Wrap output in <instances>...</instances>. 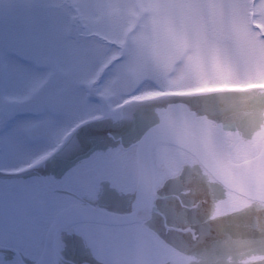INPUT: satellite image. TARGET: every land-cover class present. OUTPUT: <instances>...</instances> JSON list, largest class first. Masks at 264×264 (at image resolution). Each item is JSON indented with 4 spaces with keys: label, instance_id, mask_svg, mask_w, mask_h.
<instances>
[{
    "label": "flooded vegetation",
    "instance_id": "1",
    "mask_svg": "<svg viewBox=\"0 0 264 264\" xmlns=\"http://www.w3.org/2000/svg\"><path fill=\"white\" fill-rule=\"evenodd\" d=\"M256 3L250 2L248 28L264 41ZM238 16L240 21L235 19ZM247 18L241 13L230 22L241 34ZM206 30L214 31L213 21L208 20ZM249 89L239 92L245 96L242 99L239 93L228 92L225 96L234 99L226 102L211 93L171 96L189 97L193 109L220 111L264 94V86ZM143 101L112 109L103 102L102 113L66 130L54 123L40 128L38 121L15 129L14 118L0 122V146L13 132L32 146L26 155L29 161L20 169L0 166V264L35 263L54 217L67 208L88 205L126 219L59 230V264H264V203L227 190L189 153L159 146L155 180L140 189L136 144L157 117L151 110L127 107ZM40 114L43 119L44 113ZM223 122L233 124L239 134L230 153L234 162L259 152L264 120L258 112L240 111ZM82 126L89 131L80 136L76 148L62 151ZM231 217H237L230 226L232 233L207 242L208 226Z\"/></svg>",
    "mask_w": 264,
    "mask_h": 264
},
{
    "label": "rangeland",
    "instance_id": "2",
    "mask_svg": "<svg viewBox=\"0 0 264 264\" xmlns=\"http://www.w3.org/2000/svg\"><path fill=\"white\" fill-rule=\"evenodd\" d=\"M250 2L0 0V122L66 130L102 113L103 102L112 109L177 93L260 89L264 41L248 28ZM254 9L264 28V0ZM241 13L240 34L230 19ZM8 138L0 166L18 170L32 146L16 132Z\"/></svg>",
    "mask_w": 264,
    "mask_h": 264
},
{
    "label": "water",
    "instance_id": "3",
    "mask_svg": "<svg viewBox=\"0 0 264 264\" xmlns=\"http://www.w3.org/2000/svg\"><path fill=\"white\" fill-rule=\"evenodd\" d=\"M226 94L228 93L212 95L217 98L222 96L219 100L226 102L228 101ZM242 97L245 96L239 93L238 98ZM228 99L232 101L234 98ZM127 108L132 111L148 109L157 117V123L150 127L136 144L140 189L155 180L158 147L169 145L192 155L204 170L227 190L249 200L264 203V131L259 152L247 160L234 162L230 153L239 139V134L233 124L223 122L224 117L245 110L258 112L264 120V94L238 101L220 111H211L207 108L193 109L190 98L182 96L136 102ZM88 131L86 126L77 129L62 151L72 152L80 136ZM248 216L247 213L246 217ZM236 218L223 219L209 225L207 242L230 235L232 233L230 226ZM125 219L126 217L93 205L67 208L54 217L45 237L42 252L33 264H59L56 235L61 229L84 222L111 224Z\"/></svg>",
    "mask_w": 264,
    "mask_h": 264
},
{
    "label": "clouds",
    "instance_id": "4",
    "mask_svg": "<svg viewBox=\"0 0 264 264\" xmlns=\"http://www.w3.org/2000/svg\"><path fill=\"white\" fill-rule=\"evenodd\" d=\"M183 23V22H182Z\"/></svg>",
    "mask_w": 264,
    "mask_h": 264
}]
</instances>
